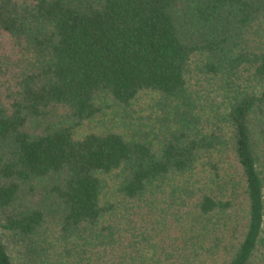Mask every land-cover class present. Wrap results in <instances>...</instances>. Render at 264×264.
Here are the masks:
<instances>
[{
  "label": "trees",
  "instance_id": "1",
  "mask_svg": "<svg viewBox=\"0 0 264 264\" xmlns=\"http://www.w3.org/2000/svg\"><path fill=\"white\" fill-rule=\"evenodd\" d=\"M0 264H264V0H0Z\"/></svg>",
  "mask_w": 264,
  "mask_h": 264
}]
</instances>
